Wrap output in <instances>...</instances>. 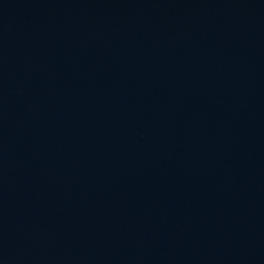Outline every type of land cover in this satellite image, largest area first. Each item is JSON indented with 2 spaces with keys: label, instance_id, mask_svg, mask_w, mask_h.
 <instances>
[{
  "label": "water",
  "instance_id": "obj_1",
  "mask_svg": "<svg viewBox=\"0 0 264 264\" xmlns=\"http://www.w3.org/2000/svg\"><path fill=\"white\" fill-rule=\"evenodd\" d=\"M0 264H264V0H0Z\"/></svg>",
  "mask_w": 264,
  "mask_h": 264
}]
</instances>
